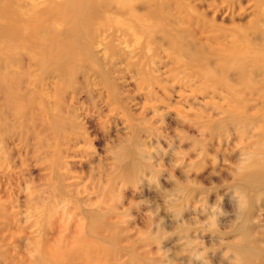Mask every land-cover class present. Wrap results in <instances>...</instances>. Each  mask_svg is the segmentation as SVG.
I'll return each mask as SVG.
<instances>
[{"label": "rangeland", "instance_id": "obj_1", "mask_svg": "<svg viewBox=\"0 0 264 264\" xmlns=\"http://www.w3.org/2000/svg\"><path fill=\"white\" fill-rule=\"evenodd\" d=\"M69 1L0 0V264H264V0Z\"/></svg>", "mask_w": 264, "mask_h": 264}, {"label": "bare ground", "instance_id": "obj_2", "mask_svg": "<svg viewBox=\"0 0 264 264\" xmlns=\"http://www.w3.org/2000/svg\"><path fill=\"white\" fill-rule=\"evenodd\" d=\"M90 1H92V3L94 4L95 2H96V0H73L72 2L71 1H69L68 3H73V6H74V12H73V14H74V16H78L79 17V15H78V12H79V7L80 6H82V5H85L86 3H89ZM99 1H101V3H102V1L103 0H99ZM131 1L132 0H117V2H119V4L121 5V6H124V7H129L130 5H131ZM92 3H89L90 5L92 4ZM103 3H105V2H103ZM92 4V5H93ZM108 4V3H107ZM91 7V6H90ZM93 7L94 6H92L91 7V9L90 10H88V12H86L84 15H83V17L85 16L86 17V22L87 21H89L90 20V18H91V14H92V9H93ZM88 9V8H87ZM86 9V10H87ZM66 20H67V18H65ZM99 19V18H98ZM96 21H98V20H96ZM86 24V23H85ZM41 38V37H40ZM43 41V40H42ZM63 46V45H62ZM36 49H37V51H38V53L41 55V54H43V53H47V50L46 49H44L41 45H40V39H37V44H36ZM62 49H61V47H57L56 48V53H58V51H61ZM1 86H2V82H1V79H0V88H1ZM40 260H41V262H42V258H40ZM43 263V262H42ZM41 263V264H42Z\"/></svg>", "mask_w": 264, "mask_h": 264}]
</instances>
